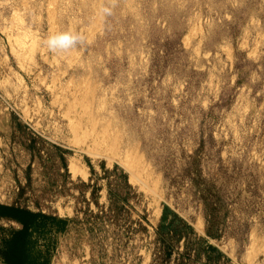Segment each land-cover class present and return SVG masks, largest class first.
<instances>
[{
    "label": "rangeland",
    "instance_id": "obj_1",
    "mask_svg": "<svg viewBox=\"0 0 264 264\" xmlns=\"http://www.w3.org/2000/svg\"><path fill=\"white\" fill-rule=\"evenodd\" d=\"M1 207L95 264H264V0H0ZM45 228L30 262L91 260Z\"/></svg>",
    "mask_w": 264,
    "mask_h": 264
},
{
    "label": "crops",
    "instance_id": "obj_2",
    "mask_svg": "<svg viewBox=\"0 0 264 264\" xmlns=\"http://www.w3.org/2000/svg\"><path fill=\"white\" fill-rule=\"evenodd\" d=\"M30 213L36 215L37 217H36V222H35L34 226H32L29 229V234H28L29 245L32 244V246H34L36 243V240L39 239L36 237L37 234L35 233V227L37 225H41V223L44 222V223H46L45 229L46 230L49 229L47 241L48 242L49 241H52V242L56 241L57 252L59 250H63L64 248H67V249L73 248L72 241L74 240V241L79 242V240H80L82 242V245L84 248V249L83 248L81 249L85 255V257L83 259L85 260V258H90L91 260L90 261H80L79 259H77V261H78L77 264H95V257L94 256H95L96 250H95L94 241H93L94 237H91V235L88 233L82 234V235L77 234L75 232L77 229V226L74 223H72L70 220L57 218L55 222L53 220L46 221L42 217H39V215L37 214L36 211H32ZM0 220H1V217H0ZM5 221L8 223V227L12 228L8 231V236H7V238L8 237L11 238L9 243L12 244V241L15 239V236L17 237L21 233V231L23 230V225L17 221L12 220V219L11 220H5ZM75 238H77V239H75ZM90 238L93 239L91 246H90V243L87 242ZM82 240H85V241H82ZM70 242H71V244H69ZM30 249H31V247H30ZM0 264H8L5 256L0 257ZM51 264H54V262L52 261Z\"/></svg>",
    "mask_w": 264,
    "mask_h": 264
},
{
    "label": "trees",
    "instance_id": "obj_3",
    "mask_svg": "<svg viewBox=\"0 0 264 264\" xmlns=\"http://www.w3.org/2000/svg\"><path fill=\"white\" fill-rule=\"evenodd\" d=\"M0 217L1 218H9L14 221L19 222L23 225V230L21 233L12 241V244L8 247V250L5 253V258L8 264H48V262L44 261L41 263H33L29 261L28 255V234L29 229L34 226L36 222V215L26 212V211H13L7 208H0ZM46 221L53 220L56 221L55 218H50L45 215H39ZM46 223H44L45 225Z\"/></svg>",
    "mask_w": 264,
    "mask_h": 264
},
{
    "label": "clouds",
    "instance_id": "obj_4",
    "mask_svg": "<svg viewBox=\"0 0 264 264\" xmlns=\"http://www.w3.org/2000/svg\"><path fill=\"white\" fill-rule=\"evenodd\" d=\"M102 11L107 15L111 14V10L109 8H103ZM83 43V36L76 35L71 32H61L50 35L45 41L47 48L52 52L68 51L76 45Z\"/></svg>",
    "mask_w": 264,
    "mask_h": 264
},
{
    "label": "bare ground",
    "instance_id": "obj_5",
    "mask_svg": "<svg viewBox=\"0 0 264 264\" xmlns=\"http://www.w3.org/2000/svg\"><path fill=\"white\" fill-rule=\"evenodd\" d=\"M85 100V99H84ZM84 114V113H83ZM79 125V124H78Z\"/></svg>",
    "mask_w": 264,
    "mask_h": 264
}]
</instances>
